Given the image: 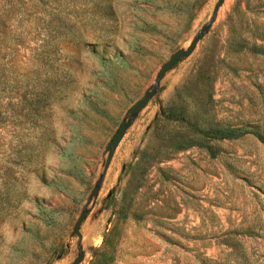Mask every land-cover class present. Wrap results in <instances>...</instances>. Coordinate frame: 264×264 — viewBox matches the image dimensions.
<instances>
[{
	"label": "rangeland",
	"instance_id": "374dc122",
	"mask_svg": "<svg viewBox=\"0 0 264 264\" xmlns=\"http://www.w3.org/2000/svg\"><path fill=\"white\" fill-rule=\"evenodd\" d=\"M255 133L264 0H0V264H264Z\"/></svg>",
	"mask_w": 264,
	"mask_h": 264
},
{
	"label": "water",
	"instance_id": "95a60500",
	"mask_svg": "<svg viewBox=\"0 0 264 264\" xmlns=\"http://www.w3.org/2000/svg\"><path fill=\"white\" fill-rule=\"evenodd\" d=\"M194 47H195V44L191 46L188 50H181L175 53L173 57L171 58V60L162 68L158 80L161 79L165 75V73L168 70H170L174 65H176L182 58L188 56L193 51ZM149 98H150V94L146 93L144 98L134 106V108L132 109V113H138L139 111H141L146 106ZM125 133H126V124H122L117 135L115 136L114 140L111 143V148H112L111 155L114 154L115 150L117 149L120 142L124 138ZM83 218H84V215H82L79 221L77 222V228L80 226ZM79 263H80V260L78 259L73 264H79Z\"/></svg>",
	"mask_w": 264,
	"mask_h": 264
},
{
	"label": "trees",
	"instance_id": "16d2710c",
	"mask_svg": "<svg viewBox=\"0 0 264 264\" xmlns=\"http://www.w3.org/2000/svg\"><path fill=\"white\" fill-rule=\"evenodd\" d=\"M204 135L209 139H235V138H239L241 136V133L237 131L214 130V131L205 132ZM254 135L257 137L259 141L264 143V136H262L259 133H255ZM208 149L213 156H215L218 153L217 150H212L211 148Z\"/></svg>",
	"mask_w": 264,
	"mask_h": 264
}]
</instances>
